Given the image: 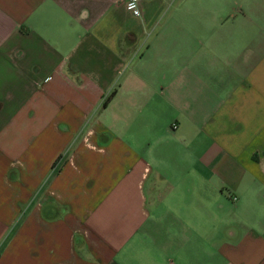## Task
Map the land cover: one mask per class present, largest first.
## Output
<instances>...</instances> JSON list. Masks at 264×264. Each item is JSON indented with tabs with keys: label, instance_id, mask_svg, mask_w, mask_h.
<instances>
[{
	"label": "crops",
	"instance_id": "1",
	"mask_svg": "<svg viewBox=\"0 0 264 264\" xmlns=\"http://www.w3.org/2000/svg\"><path fill=\"white\" fill-rule=\"evenodd\" d=\"M124 1L0 0V264H264V0Z\"/></svg>",
	"mask_w": 264,
	"mask_h": 264
},
{
	"label": "built area",
	"instance_id": "2",
	"mask_svg": "<svg viewBox=\"0 0 264 264\" xmlns=\"http://www.w3.org/2000/svg\"><path fill=\"white\" fill-rule=\"evenodd\" d=\"M138 1L139 0H125L124 6L133 15H139L140 11H139V7H138ZM171 126L173 127V126H175V124L172 123Z\"/></svg>",
	"mask_w": 264,
	"mask_h": 264
}]
</instances>
